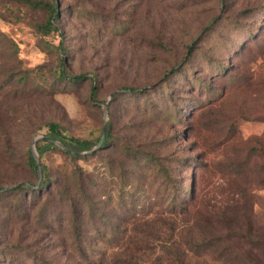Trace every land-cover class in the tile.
<instances>
[{
    "label": "rangeland",
    "instance_id": "obj_1",
    "mask_svg": "<svg viewBox=\"0 0 264 264\" xmlns=\"http://www.w3.org/2000/svg\"><path fill=\"white\" fill-rule=\"evenodd\" d=\"M37 1L43 5L0 0V186L36 181L26 160L33 148L40 155L47 123L56 120L68 135L89 139L111 125L112 143L123 139L151 151L181 185L190 188L193 181L225 191L231 174L215 164L225 166L249 154L246 147L260 146L264 122L229 118L241 94L230 93L232 84L220 74L249 72L242 44L252 55L264 52V0H58L60 30L49 35L39 25L49 16L46 3L54 0ZM252 33L259 36L248 40ZM251 67L264 73V54ZM62 69L89 77L72 85L59 76ZM124 86L151 96L121 91ZM216 93L221 98L210 100ZM38 159L56 177L70 170L59 149ZM112 159L125 163L124 175L134 179L131 189L143 206L160 199L165 188L152 169L156 162L135 164L125 150L107 145L98 156L77 161L100 181L103 206L119 183ZM233 212L264 226V188L252 184L248 201ZM55 252L56 261L65 263V249Z\"/></svg>",
    "mask_w": 264,
    "mask_h": 264
},
{
    "label": "trees",
    "instance_id": "obj_2",
    "mask_svg": "<svg viewBox=\"0 0 264 264\" xmlns=\"http://www.w3.org/2000/svg\"><path fill=\"white\" fill-rule=\"evenodd\" d=\"M22 1L43 5L37 0ZM59 6L58 0L46 3L49 16L39 25L44 34L59 32ZM252 34L248 40L259 36ZM239 51L249 56V72L238 77L226 69L220 74L232 84L230 93L241 94L238 109L228 116H254L264 122V73L251 67L264 52L258 49L252 55L248 44H242ZM59 76L72 85L89 77L67 69ZM92 83L91 97L97 99L98 86ZM120 90L151 96L150 91L131 86ZM218 98L221 95L216 93L210 100ZM47 126L42 145H37L39 156L59 149L70 159V170L63 178L56 177L30 151L26 164L36 174V181L0 186V264H264V226L239 220L233 212V207L248 201L252 184L264 188V135L260 146L245 148L246 156L241 154L225 166L215 164L218 172L231 174L223 191L193 181L190 188L181 185L151 151L123 139L112 143L111 125L95 139L68 135L56 120ZM233 144L237 150L239 144ZM107 145L125 150L135 164L156 162L152 169L162 177L165 191L151 207L143 206L135 196L134 187L131 189L134 179L124 175L125 163L116 159L111 164L120 168L119 183L107 194L111 203L102 205L100 181L77 161L98 156ZM9 223H14L11 230ZM59 247L68 253L65 263H58L57 253L52 254Z\"/></svg>",
    "mask_w": 264,
    "mask_h": 264
},
{
    "label": "water",
    "instance_id": "obj_3",
    "mask_svg": "<svg viewBox=\"0 0 264 264\" xmlns=\"http://www.w3.org/2000/svg\"><path fill=\"white\" fill-rule=\"evenodd\" d=\"M42 138H44V136H43ZM98 147H99V145L96 146V148H98ZM32 151H33L34 156L36 157V159L38 160V162H39V164H40V161H39V159H38L39 156H38V154L36 153L35 149L33 148Z\"/></svg>",
    "mask_w": 264,
    "mask_h": 264
}]
</instances>
